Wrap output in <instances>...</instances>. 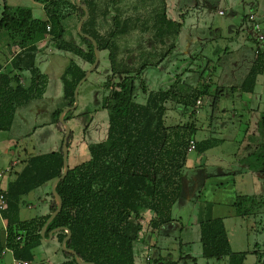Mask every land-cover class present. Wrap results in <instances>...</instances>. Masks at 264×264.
I'll use <instances>...</instances> for the list:
<instances>
[{
  "label": "trees",
  "instance_id": "trees-1",
  "mask_svg": "<svg viewBox=\"0 0 264 264\" xmlns=\"http://www.w3.org/2000/svg\"><path fill=\"white\" fill-rule=\"evenodd\" d=\"M34 1L43 6L44 20L34 19L29 9L10 7L5 3L2 7L0 32H4L19 51L8 66L2 68L0 65V133L11 130L18 109L28 106L45 93L48 78L37 66L40 51L35 46V37L41 34L50 38L56 52L72 57L65 59L60 71V105L51 114V124L63 134V139L64 129L58 120L59 115L73 105L74 90L95 60L91 41L76 31L85 7L88 17L80 32L96 42L99 54H105L107 60V66L102 70L104 80L98 87L104 94L100 110L111 107L115 112L105 116V127H102L105 128V135L101 140L90 133L97 120L91 117L83 126L88 160L74 167L68 161V173L56 186L62 209L48 225L44 239L51 231L61 229L52 235L64 258L59 264H77L72 254L61 249V243L67 236L65 229L71 233L65 243L66 249L74 251L83 263L136 264L135 246L142 232V212L150 214L148 225L153 231H160L172 223V209L181 196L189 142H195L193 151L199 154L213 146L210 140L196 143V125L192 121L197 101L208 94L209 88L204 86L205 91L194 89L184 95L175 88L149 92L144 103L138 102L132 95L135 81L149 65L146 60L138 67L125 62L119 57L121 50L116 40L129 36L130 31L137 28L144 33L153 31L154 44H164L166 40L178 36L182 25L167 17L163 2L160 13L155 15L153 23L147 25V21L142 22L138 17L121 20L117 16L118 10H115V0H80L79 5L75 0ZM111 12H116L115 16ZM102 21L109 23L108 33L101 32ZM142 52L146 55L145 59L152 55L139 50V54L142 55ZM161 62L158 61L155 66ZM25 76L29 80L27 87L21 84V78ZM260 76H264V52L257 47L245 76L231 90L253 95ZM222 91L221 88L216 89L217 93ZM168 102L181 106L186 111L184 116H188L190 121L167 124V121L170 122L166 118ZM187 108L192 111L188 113ZM76 110L64 116L66 124L73 115L81 118L89 114H75ZM262 115L261 128L264 130V111ZM71 140L70 129L67 160ZM61 145L62 140L58 150L36 156L28 154L19 170L15 171V166L12 167L9 173L12 178L4 190L0 189L6 200V209L0 213V222H3L0 228V257L6 249L13 264L36 262L33 252L45 243L41 230L56 209L51 189L48 193V213L44 216L21 220V201L45 185L51 187L62 175ZM260 157H263L264 173V143L249 156L254 161ZM248 166L253 167L250 163ZM1 185L0 181V188L3 189ZM199 233L203 259H226L227 264L244 263L246 253L231 250L222 219L201 222ZM156 263L177 264L166 261Z\"/></svg>",
  "mask_w": 264,
  "mask_h": 264
},
{
  "label": "rangeland",
  "instance_id": "rangeland-1",
  "mask_svg": "<svg viewBox=\"0 0 264 264\" xmlns=\"http://www.w3.org/2000/svg\"><path fill=\"white\" fill-rule=\"evenodd\" d=\"M115 1L117 2L115 10H118L117 16L121 20L138 17L142 22L147 21V25H149L153 23L155 15L160 13L163 2L167 17L182 25L179 35L172 40H166L164 44L157 42L154 44L153 31L143 34L139 28L130 31V36L120 37L116 40L121 50L119 57L125 62L138 67L146 60L149 65L135 81V90L132 94L134 98L138 102L144 103L149 92L167 91L169 88H175L184 95L194 89L205 91L204 86L208 87V94L200 99V102H203L202 105L193 110L195 116L192 121L196 125V138L198 140L222 136L227 138L230 135V138L226 139L227 142L231 141V138L241 141L245 128L251 121L249 113L257 108H259L258 113L264 111V76L258 78L259 85L256 88L260 99L259 95L255 100L254 95L241 94L242 100L245 102L244 105L248 104V106L240 104L242 100L237 96L240 93L232 98L228 87L240 84L252 62L253 51L257 47L262 52L264 50V44L256 42L248 35L251 23L246 19L247 15L255 13L262 33L264 32V0ZM27 6L25 5V7ZM0 12H2L1 9ZM111 14L114 15L116 12H111ZM100 25H102L101 32L108 33L110 31L107 21H102ZM189 40H192V44ZM42 44L46 45L47 52L38 57V68L42 73H45L50 58V71L54 75L59 74L61 67L65 64V58L72 57L56 52L49 37ZM185 45L190 47H188V51L182 50ZM170 46L173 48L169 49ZM139 50L150 52L152 55L145 59L146 55H143L144 52L142 55L139 54ZM160 60L162 62L155 66V63ZM99 61L100 65L97 71L86 80L78 92V107L75 114H89L81 118L73 115L67 124L69 128L71 125L70 129L72 130L68 160L71 167L81 164L89 157L82 129L87 120L91 117L97 120L95 128L93 127L90 133L101 140L105 135V128H102L105 127L103 125L104 118L108 113L115 112L111 107L104 111L100 110L104 94L98 87L104 80L102 70L107 66L105 54L100 55ZM49 82L41 98L18 109L11 130L0 133V137L3 139L0 142V169L15 164L14 170L17 171L26 162L28 154L32 156L47 154L54 151L55 147L58 150L63 134L51 125V114L60 105L62 85L58 79L55 82ZM217 84L224 89V95H218L219 100L216 99V107L213 108L212 101L216 95ZM250 97L251 101L247 100ZM96 106L98 108H95ZM166 107V118L170 120V122L167 121V124L177 125L180 122L184 124L190 121L188 116H181L183 111L181 106L177 107L175 103L168 102ZM121 111L123 110L121 109ZM191 111L192 109L187 108L188 113ZM253 117L258 118V115L254 114ZM221 123L226 125L224 131L219 128ZM210 125L211 127H209ZM215 131L218 133H213ZM260 136L263 137L264 142V130ZM261 137L259 139H262ZM223 149L225 152H234L228 144H224ZM221 156V148H217L204 155L196 151L189 152L187 160L188 164L195 163L199 157L214 164L220 162ZM183 172L190 173L186 168L183 169ZM11 176H6L2 180V184H7L12 178ZM240 181V178L236 181V187L241 190L244 187ZM248 185L253 187L249 182ZM217 188L215 183L213 185L208 181L200 193L199 199L194 197L190 204L178 201L179 203L174 205L172 215L181 219L179 225H182L184 230L170 225L171 228L166 226L163 228L164 231H153L148 225L150 214L142 212V232L139 234L137 252L135 248L136 264H157L156 261L159 263L177 262V264H227L226 259L221 261L205 260L201 257L199 228L196 223L197 220L204 221L208 218L209 201L214 200L212 194L213 190ZM50 189L49 185H45L22 199L21 220H30L41 216L44 207L43 201L47 196L45 193L48 194ZM199 191L200 189H197L196 197ZM226 191L224 189L221 201L228 197ZM216 196L219 198L220 194H216ZM200 212L203 214L200 215ZM2 225L0 222V228ZM225 225L229 233L231 250L233 252H249L250 254L244 264H264V219L233 218L229 221L226 220ZM144 247L148 249V251L145 250L146 254L142 253ZM33 255L36 262L45 264H59L64 261L55 240L44 243L34 250ZM255 255L257 256L255 257ZM1 260L4 264H13L9 253L2 256Z\"/></svg>",
  "mask_w": 264,
  "mask_h": 264
},
{
  "label": "crops",
  "instance_id": "crops-1",
  "mask_svg": "<svg viewBox=\"0 0 264 264\" xmlns=\"http://www.w3.org/2000/svg\"><path fill=\"white\" fill-rule=\"evenodd\" d=\"M0 3H1L0 4L1 11H2L3 4L5 3L7 6H10V7H19V8L29 9L31 11L33 18L36 20H44L45 19V12H44L43 6L36 3L34 0H0ZM25 5H28V6L25 7ZM263 10H264V6H263ZM1 13L2 12H0V17H1ZM253 14H255V13H253ZM256 17H257V15H256ZM257 20H258V17H257ZM141 32L144 34V31L141 30ZM249 32H248V35L250 36ZM263 34H264V32H263ZM44 37L48 38V36L41 35V34H37L35 37V46L40 51V54L38 55V57L42 53L47 52L46 51L47 48L45 49L46 45L42 44L44 42V40L46 39ZM189 42L192 44V40H189ZM188 47L189 46L185 45V47L182 50L188 51L190 48V47L189 48ZM259 50H260V48H259ZM18 51H19L18 47L16 45L10 43L9 39L7 38V35L4 32H0V65L2 68L8 66V64L10 63V60L18 53ZM263 52H264V50H263ZM38 57H37V63L39 62ZM47 57H48V55H47ZM49 59H48V61H49L48 65L49 66H47V70L44 73L48 78L47 87L50 83L49 81L55 82L57 79L60 80L59 79L60 73L59 74L56 73L54 75L50 71L51 61ZM260 77L263 78V76H260ZM258 78H257V84L254 88V94H253L255 96V100L258 99V95H259V99H260V94L256 93V88L259 85ZM21 84L23 87L28 86L29 80L26 76L21 78ZM260 84H263V83H260ZM261 86H263V85H261ZM232 87H235V86L228 87V89L230 90L229 93L232 94V98H235L234 95L240 93L237 96L239 99L242 100L243 97L241 94H243V93L238 91V90L232 91L231 90ZM217 88H219V89L221 88V90H224L218 84H217L216 89ZM261 88H263V87H261ZM261 88H260V90H261ZM215 93H216V95L213 97V101H212V107L213 108L216 107V105H215L216 99L219 100L218 95H220V96L224 95L223 91L217 93L215 90ZM243 95H247V94H243ZM251 99L252 98L250 97L247 100L251 101ZM202 103H201V105H202ZM244 103L245 102L243 100L240 102V104L242 106H248V104L244 105ZM194 109H195V107H194ZM258 111H259V108L252 111L251 113H249V115L251 117V121L247 124V127L245 128V132H244V137L241 141H237L235 138H231V141L227 142L226 139L230 138V135L227 136V138L223 137V136L217 137V138L209 137L207 139L201 138L202 140H198L196 138V134L194 136V140L196 141V143H200V142H203L205 140H210L211 142H213L212 148L207 150L206 152L202 153L201 155H204L205 153L212 151L214 149H217V148L218 149L221 148V155H222L220 162L219 163L215 162L214 164H212V163L210 164L207 159H200L199 157L197 158L195 163L188 164L189 161L186 160L185 168L189 169L190 173L188 174V173L183 172V177H182V181H181L182 189H181V196L178 200L179 202H181L183 204H190V203H192V201H193L192 199L194 197L196 199H199L200 193H202V191L204 190V187L206 186V183L208 181H210L211 184L214 185V183H215V185L218 186L217 189L213 190L212 196L214 197V200L209 201L210 207L207 211L208 212V214H207L208 218H206V220H204V221L213 220V219H222L224 222V225H225L226 220L229 221L230 219H233V218L245 219V218L253 217L254 220H258L259 218L261 220L264 219V209H263V206H264V182H263L264 181V173H263V166H262L263 165V157H260V159L257 161L251 160L249 158V156L251 154H253L256 150L261 148L263 146V143H264L263 137L260 136V134L263 133V129L261 128V119H262L263 115H262V112L258 113ZM185 113H186V111L183 110L181 113V116H184ZM253 113L255 115H258V118L257 117L254 118ZM75 123H76V121H75ZM52 126H54V125H52ZM209 127H211V125ZM70 128H71V125H70ZM219 128L224 131L226 128L225 123H221ZM259 132H260V134H259ZM213 133L217 134L218 132L215 131ZM259 137H261L262 139H259ZM1 141H3V139L0 137V142ZM224 144H226V145L228 144L229 146H231L233 148L234 152H225L223 149ZM55 150H57L56 147H55ZM217 160H218V158H217ZM249 163L251 165H253L252 169L248 166ZM5 167H7V166H5ZM239 178L241 179L240 183L244 187V188L241 187L242 188L241 190L236 187V181ZM243 181H245V182H243ZM248 182L250 183L251 186L253 185V187H249ZM3 185H6V184H3ZM197 189H200V191L198 193V196L196 197L195 193H196ZM224 189L227 190L226 192L228 193V197L221 201V195L224 193ZM216 194H220L219 198L216 196ZM45 195H47V196L43 201L44 207H43V212H42L41 216L46 215L48 213V209H49L50 198L48 197V194L45 193ZM178 201L175 204H178L179 203ZM201 214H203V213L200 212V215ZM172 219H173V222L168 224L169 226L166 225L167 227H170V225H172V226L175 225L176 227L183 228L182 225L181 226L179 225L180 221H181L180 218L174 217L172 215ZM201 222H203V221H200V220L196 221V223H198V228H199V224ZM166 226L162 227L161 230L164 231L165 229H163V228H165ZM225 228H226V225H225ZM183 230H184V228H183ZM227 237L229 240L228 231H227ZM199 240H200V233H199ZM229 243L231 246L230 241H229ZM138 246H139V243H137L135 246L136 252L139 249ZM146 249H147V247L143 248V251H144V252L142 251L143 254H146L145 253ZM147 251H148V249H147ZM236 253H238V252H236ZM253 254H256V253L253 252ZM249 255H250L249 252H246L245 261ZM263 255H264V253H263ZM256 256L257 255H255V257ZM136 257H137V254H136ZM146 258H147V256H146ZM258 263H259V261H258ZM0 264H4L1 260V257H0Z\"/></svg>",
  "mask_w": 264,
  "mask_h": 264
},
{
  "label": "water",
  "instance_id": "water-1",
  "mask_svg": "<svg viewBox=\"0 0 264 264\" xmlns=\"http://www.w3.org/2000/svg\"><path fill=\"white\" fill-rule=\"evenodd\" d=\"M79 1L80 0H75V2L79 5ZM83 10H84V16L80 19V21L78 22L77 26H76V31L83 37L87 38L88 40L91 41L92 45H93V50H94V57H95V60L93 62V64L89 67V69L86 71L84 77L78 82L75 90H74V103L71 107L69 108H66L63 110V112L59 115V122L61 123L63 129H64V136H63V139H62V145H61V150H62V160H63V173L62 175L56 179L52 185H51V193L54 197V202H55V205H56V209L55 211L50 215V217L48 218V220L45 222L44 226L42 227V230H41V237L44 239V234H45V231L48 227V225L52 222V220L60 213L61 209H62V200L59 196V194L57 193L56 191V186L57 184L63 180L67 173H68V170H69V167H68V160H67V156H68V147H67V143H68V140H69V137H70V128L69 126L64 122V116L68 113V112H72L74 110H76V108L78 107V92H79V89L80 87L82 86V84L91 76V74L94 72V70L98 67L99 65V57H100V54H99V51H98V48H97V44L96 42L90 38L89 36H86V35H83L81 34L80 32V28L83 24V22L87 19L88 17V12H87V9L85 7H83ZM61 229H55L53 231H51L49 234H48V238L47 239H44L45 243L47 242H50L52 240V235L57 233L58 231H60ZM64 230V229H63ZM65 232L67 233V236L63 239L62 243H61V249L63 251H66L70 254H72L74 256V259L76 261L77 264H91V263H83L79 260V258L77 257V255L74 253V251L72 250H68L66 249L65 247V243L68 241V239L70 238L71 236V233L69 230H66L65 229Z\"/></svg>",
  "mask_w": 264,
  "mask_h": 264
},
{
  "label": "built area",
  "instance_id": "built-area-1",
  "mask_svg": "<svg viewBox=\"0 0 264 264\" xmlns=\"http://www.w3.org/2000/svg\"><path fill=\"white\" fill-rule=\"evenodd\" d=\"M248 21L251 23V28H250V36L254 38V40L260 44H264V34L262 33L261 26L259 21L257 20V17L255 14H251L248 17ZM49 30V27L47 28V31ZM259 49V47H258ZM201 105L200 100L197 101L196 106L198 107ZM195 149V142L191 140L189 142L187 152L191 153ZM15 166V164L8 165L7 167H4L0 169V181H2L6 176H9V173L11 172L12 167ZM3 187L0 188L1 190H4L5 185H1ZM0 190V213L6 209V200H5V195L3 191ZM8 252L6 249L1 253L2 256L6 255ZM17 264H41L39 262H28V261H21Z\"/></svg>",
  "mask_w": 264,
  "mask_h": 264
}]
</instances>
